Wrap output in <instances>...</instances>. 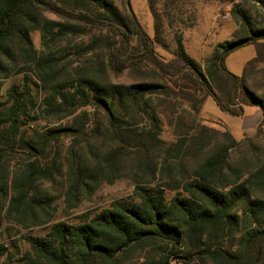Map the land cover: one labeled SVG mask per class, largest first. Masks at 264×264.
<instances>
[{
    "label": "trees",
    "instance_id": "trees-1",
    "mask_svg": "<svg viewBox=\"0 0 264 264\" xmlns=\"http://www.w3.org/2000/svg\"><path fill=\"white\" fill-rule=\"evenodd\" d=\"M119 1L123 8L116 0H0V75L34 63L50 85L44 113L68 120L25 129L36 120L28 76L0 102V199L10 197L7 213L13 218L49 227L43 235L26 236L28 247L12 263L264 264V115L257 141L237 139L200 117L209 97L234 116L244 115L246 107H260L264 114V16L256 20L246 8L234 7L239 30L217 43L203 66L179 36L172 58L156 49L167 46L164 19L173 24L179 4L189 0H164L162 11V0H149L154 37L131 0ZM257 1L264 9V0ZM33 29L42 31L46 45L89 36L82 53L102 49L100 66L133 80L113 82L82 72L60 76L53 68L66 57L38 55ZM250 45L255 55L241 74L234 73L227 58ZM165 127L170 141L163 137ZM69 137L73 142L64 153L62 141ZM94 142L99 147L93 150ZM18 157L26 158V166L7 171L6 162ZM125 170L135 181L134 195L84 213L77 222L53 220L54 197L41 183L67 175L66 199L77 204ZM3 218L0 207V227ZM3 257L11 262L14 255L0 241Z\"/></svg>",
    "mask_w": 264,
    "mask_h": 264
},
{
    "label": "rangeland",
    "instance_id": "rangeland-1",
    "mask_svg": "<svg viewBox=\"0 0 264 264\" xmlns=\"http://www.w3.org/2000/svg\"><path fill=\"white\" fill-rule=\"evenodd\" d=\"M116 4L123 8L121 1L116 0ZM246 8L256 20L262 19L264 9L257 0H189L179 4L180 10L174 13V22L170 26L168 20L164 19V40L165 45H156L157 51L166 58H172L177 49V37H181L185 50L203 66H206L208 58L214 52L216 44L226 39L234 38L236 32L240 28V24L233 16L232 10L236 6ZM131 7L136 13L140 23L148 34L152 37L155 35L154 17L149 7V0H131ZM165 7L164 0L158 2L160 11ZM46 18L53 21H59L60 18L48 12H43ZM162 13V12H161ZM41 21H43L41 17ZM44 22V21H43ZM33 44L37 50V54L43 57L54 55L56 57H66L62 59L58 66L53 68L54 71L59 70L60 76L74 77L77 72L88 73L89 75H98L101 79H108L113 82L130 83L133 80L131 74L124 73L120 77H114L110 71L100 66L101 56L104 54L102 49L89 51L83 54L82 50L91 44L89 36L70 37L64 41H53L50 45L44 44L42 31L33 29L30 32ZM12 47L17 48L16 42H12ZM255 55V47L245 46L236 50L226 60L227 67L236 74L243 72L246 62ZM34 63L25 66H16L11 73L0 75V102L7 100V90L14 84H24L26 76H28L29 87H31L32 98L29 106L36 120L30 121L25 125V129L31 132L35 128L51 127L55 125L65 124L67 118L62 119L57 114L44 113L45 99L48 96V89L40 79V75L34 70ZM24 69V70H23ZM20 72V73H19ZM62 76V77H63ZM48 78V77H47ZM248 115L252 114L250 108L247 110ZM78 111L76 114H79ZM243 116H234L220 109L212 97H209L200 113L201 120L204 124L216 129H228L237 139L244 137L252 138L257 141L256 134L259 124L255 128H250L241 133V125L244 120ZM83 120V118H82ZM84 122V121H83ZM263 133H264V127ZM163 137L167 140L172 139V132L165 127ZM62 152H66L73 142V138L63 139ZM93 150L98 148V144L94 142ZM101 146V145H100ZM239 153H234L237 158ZM26 158L18 157L16 160L7 161L5 169L12 171L15 168H23L26 166ZM127 170V169H126ZM124 171L123 175L115 176L112 181H104L93 193L84 194L80 197L77 204L67 201L65 193L69 187L67 175L57 177L52 182H44L40 184L43 190H49L53 194L52 207L54 208L53 220H64L67 222H77L82 214H94L120 198H127L134 195L135 181L129 171ZM10 197L0 199V207L2 209L3 221L0 227V241L6 246L9 245L13 252V261H5V257L0 259V264H11L17 259H21L24 251L28 247L26 236L43 235L48 230V225L43 224L33 226L29 221H20L7 213ZM75 204V205H73ZM8 214V215H7ZM14 240L16 242H14ZM18 244L13 247V244ZM13 264V263H12ZM215 264V263H212Z\"/></svg>",
    "mask_w": 264,
    "mask_h": 264
},
{
    "label": "crops",
    "instance_id": "crops-1",
    "mask_svg": "<svg viewBox=\"0 0 264 264\" xmlns=\"http://www.w3.org/2000/svg\"><path fill=\"white\" fill-rule=\"evenodd\" d=\"M248 108L251 109V111L253 112L252 114L248 115ZM263 110L260 107H246L245 108V113L243 116L244 122L241 125V133H243L244 131L248 130V129H252L255 128L260 121L263 118Z\"/></svg>",
    "mask_w": 264,
    "mask_h": 264
}]
</instances>
